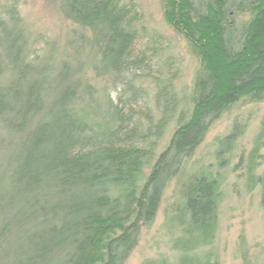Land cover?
<instances>
[{
	"label": "trees",
	"instance_id": "trees-1",
	"mask_svg": "<svg viewBox=\"0 0 264 264\" xmlns=\"http://www.w3.org/2000/svg\"><path fill=\"white\" fill-rule=\"evenodd\" d=\"M62 1L66 16L90 32L97 65L122 84V106L109 99L104 112L97 104L82 107L91 90L79 88L66 62L51 76V66H32L15 7L6 9L9 25L0 22V122L19 139L4 210L0 206V264H125L172 182L166 222L177 264H216L210 248L220 179L190 164L212 125L232 107L264 101V0H165L170 25L182 32L200 64L181 104L172 82L155 78L151 99L159 126L139 134L130 127L129 110L135 111L133 99H147L148 92L133 90L125 79L150 77L154 61L134 53L136 10L121 0ZM4 64L12 75L6 82ZM144 104L151 124L152 110ZM171 122L174 131L155 155L160 136L153 138ZM244 130L235 122L216 140L220 169ZM263 150L264 118L245 162L240 157L237 164L246 190H260L264 210Z\"/></svg>",
	"mask_w": 264,
	"mask_h": 264
},
{
	"label": "rangeland",
	"instance_id": "rangeland-1",
	"mask_svg": "<svg viewBox=\"0 0 264 264\" xmlns=\"http://www.w3.org/2000/svg\"><path fill=\"white\" fill-rule=\"evenodd\" d=\"M129 9L136 10L138 22L135 27L138 38L135 40L134 53L142 54L156 62L151 64L150 77L136 80L125 79L135 91L148 92L145 99L151 111V124L145 119V100H135V111L129 114L131 128L137 126V133L150 125H158L160 112L154 109L151 96L156 91V79L160 82H172L176 104L186 99L192 85L200 59L193 53L182 32L169 23V8L165 0H121ZM62 0H20L17 5L11 0H0V22L9 25L6 9L15 7L17 29L29 52L28 60L32 66L49 65L55 75L62 62L74 69V77L82 90H91L90 97H84L82 107L99 105L104 112L108 100L118 102L121 83L115 77L102 70L91 43L90 32L71 21L64 12ZM2 20V21H1ZM26 49V48H25ZM155 57V58H154ZM4 63H6L4 61ZM96 66V68H95ZM11 72L5 67L1 76L3 82L11 78ZM72 76V77H73ZM159 77V78H158ZM122 82V81H121ZM124 82V81H123ZM123 92V91H121ZM141 95V94H140ZM143 100V101H142ZM92 106V107H93ZM179 106V105H177ZM125 108V113L126 112ZM264 118V101L248 103L241 101L229 112L216 121L208 131L203 143L197 148L190 166L194 169H208L220 179L221 199L218 205V227L215 240L210 248L216 264H264V210L260 205V190L248 192L245 188L244 170L237 164L248 156L260 131V122ZM245 125V130L236 142L234 151L229 156V163L219 168L215 158L216 140L227 135L235 123ZM175 122L162 127L160 139L155 144L153 153L157 155L167 144L174 131ZM161 128V127H160ZM19 135L9 132L0 122V206L4 210V187L11 168V158L15 154L16 140ZM4 140V141H3ZM264 156V150L261 153ZM261 168L259 171H261ZM148 173L144 170V175ZM175 182L166 189L162 203L152 226L142 229L137 246L133 249L125 264H177L178 254L170 249L173 236L166 222L167 212L173 202Z\"/></svg>",
	"mask_w": 264,
	"mask_h": 264
}]
</instances>
